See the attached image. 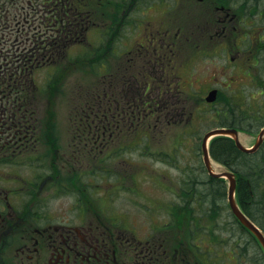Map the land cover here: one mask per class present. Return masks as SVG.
Segmentation results:
<instances>
[{"label": "rangeland", "instance_id": "1", "mask_svg": "<svg viewBox=\"0 0 264 264\" xmlns=\"http://www.w3.org/2000/svg\"><path fill=\"white\" fill-rule=\"evenodd\" d=\"M236 1L240 3L241 12L245 1ZM253 3L264 9V0H248L249 9ZM120 5L124 7L122 1ZM163 8L166 6L163 5ZM113 9L114 5L111 4V10ZM198 13L202 17L197 16L199 20L206 19L203 11L198 9ZM188 15L187 12L184 13V17ZM199 24L203 25L204 22ZM12 26L19 28L22 23ZM2 33L0 31L1 37ZM111 33L105 34L100 42L98 36L94 39L95 35L89 34L93 43L89 50V68L85 66L84 53L87 51L71 48L70 53L74 55L71 57L72 61L68 62L64 58L60 69H48L45 66L33 71L35 74L32 76L37 84L46 90L49 88V92H44L45 95L40 97V103L38 101V113H34L41 118L37 123L40 139L37 151H34L41 160L36 165L34 162H27L19 170L9 167L1 170L0 178L3 180H0V184H16L14 178H26L39 183L46 173L51 172L54 179L46 184L53 183L55 188H45L41 193V201L47 204L49 213L57 217V221L67 218L79 222L80 209L75 201L87 194L84 197H92L95 200L94 207L104 211L106 216L103 217L116 214L121 220L124 233L128 234L129 228H132L134 241L157 243L164 236L172 255L175 246L183 242L186 251L184 248L182 253L186 264H264L262 247L231 213L227 202L226 181V188H222L220 183L212 185L208 182L209 175L203 168L199 149L204 132L216 127L220 121L218 115L212 113L213 106L203 100L210 87L205 89L210 85L223 91L221 98L224 100L230 97L228 91L231 90H234L233 94L248 90L249 94L255 95L250 98L244 94L240 104L235 105L238 126L242 127L240 139L246 146L254 143L259 129L264 125V99H258L261 92L258 94V88L250 84L247 65L238 63L237 59L226 63L224 52L226 53L227 43L220 45L219 42L216 44L217 50L213 48V55L210 52L206 55L201 53L200 56L190 58V63L195 64L196 72L202 75V80L192 81L191 84L181 80L180 88L186 95V111L169 109L161 111L159 116L152 112L150 121L144 114L143 119L133 116V120L128 121L127 114L123 118L125 121L119 126L112 125L105 130L102 142L91 140L88 131L93 134L91 126L96 125L94 121L100 120L95 112L90 111L99 109L101 102L106 106L112 105L113 110H116L119 109L117 106L120 98H133V88L123 86L126 80L133 78L132 70L125 64L128 62V55L120 59L121 62L112 59L111 52H107V48L110 50L107 43ZM119 35L109 45L118 44L120 40L123 50L133 45V28L128 23L123 25ZM9 36L7 33L5 38ZM241 36L238 35L237 40ZM223 38L219 37L218 40L222 41ZM8 42L9 40L5 43ZM234 47L236 50L235 44ZM81 55L83 60L78 59ZM234 56H237L236 51ZM100 58L107 60L106 70L103 72L105 75H99L94 70ZM109 67L110 74L106 76ZM33 77L27 82L28 91L34 90ZM261 77L264 81V76ZM122 89L125 91H120ZM193 89L195 95L190 97ZM107 90L114 92L112 96L109 95L112 103H109V98H104ZM250 99L254 104L255 99L261 104V113L254 111L255 114H249ZM195 106L201 110L200 113L191 112ZM232 117L229 115L227 121ZM104 122L110 121L104 119ZM151 124H154L153 129ZM261 152L264 153V145ZM244 159L241 157L239 161L243 162ZM213 164L219 170L229 169L215 159ZM87 188L98 189L87 191ZM260 190L264 192V188ZM108 196L112 198L109 200ZM259 200L260 202L253 200L248 205L245 204V209L264 227V197H259ZM244 201L248 202L249 198L246 196ZM185 232L186 239L183 240L179 235ZM189 233H195L198 239L191 240ZM193 241L202 244L197 249L201 257L195 256L190 250L189 245Z\"/></svg>", "mask_w": 264, "mask_h": 264}, {"label": "flooded vegetation", "instance_id": "2", "mask_svg": "<svg viewBox=\"0 0 264 264\" xmlns=\"http://www.w3.org/2000/svg\"><path fill=\"white\" fill-rule=\"evenodd\" d=\"M22 1L24 11L26 0ZM244 1L240 12V3L236 0H37L35 14L39 26L52 34L70 31L72 27L67 25L70 23L81 32H99L103 28L117 34L128 23L133 28V45L120 56L128 55L125 64L132 70L133 78L126 80L123 86L133 88V98H120L119 109L115 111L119 114L169 109L185 111L186 95L180 88L181 80L188 84L202 80L190 58L201 53L212 54L213 48L217 50L216 44L226 42V58L247 64L248 55L241 48L242 41L247 38V29L239 18V14L249 11L248 0ZM198 9L205 13L206 19L199 20ZM185 12L189 14L186 17ZM219 37L224 38L219 41ZM112 59L117 57L114 55ZM0 63V69H8L6 57L0 58ZM18 68L21 70L18 88H10L8 71L0 78V172L8 167L19 170L27 162L36 165L41 160L34 152L40 139L37 123L41 118L34 114L40 109V96L35 90L27 94L20 59ZM209 87L211 85L205 90ZM193 92L190 95H195ZM113 94L109 91L104 98ZM121 121L114 124L120 125ZM94 123L96 125L91 127L102 128L101 134L112 127L111 122ZM104 139L105 136L95 138L100 142ZM250 155L256 157L257 163L251 166V159H244L246 162L242 163L247 171L264 164L260 153ZM252 171L260 174L262 169L258 167ZM52 179L54 174L48 172L42 183L14 178L16 184H0V264H186L183 242L175 246L172 255L164 236L157 243L134 241L133 229L124 233L116 214L103 217L106 216L104 211L96 209L95 200L84 197L87 194L75 201L80 209L79 222L67 218L57 221V217L49 213L47 204L41 201L45 188H55L53 183L46 184ZM246 182L250 185L248 179ZM89 189L96 191L98 188H87V191ZM179 237L184 240L183 234Z\"/></svg>", "mask_w": 264, "mask_h": 264}, {"label": "water", "instance_id": "3", "mask_svg": "<svg viewBox=\"0 0 264 264\" xmlns=\"http://www.w3.org/2000/svg\"><path fill=\"white\" fill-rule=\"evenodd\" d=\"M215 91H211L210 94L208 95L207 99L209 101H212L215 99ZM215 135H228L231 136L235 142L236 145L239 149H241L242 151H247V152H251L253 150H255L256 148H258V146L261 144V142L263 141L264 138V127L260 130L259 134H258V138L256 141V144L253 148L249 149L247 147H245L241 141L239 140V135H238V131L235 128H226V127H217L214 129H211L209 131H207L203 137V141H202V150H203V155H204V160H205V164L207 166V168L209 169V171L213 174L212 172V167H211V162H210V154H209V148H208V141L211 137L215 136ZM220 175H226L229 180H230V186H229V202H230V206L232 208V211L234 212V214L238 217V219L248 228H250L259 238V240L261 241V243L264 246V234L260 231V229L241 211V209L239 208V206L237 205L236 201H235V197H234V191H235V187H236V179L234 177V174L231 172H223Z\"/></svg>", "mask_w": 264, "mask_h": 264}, {"label": "trees", "instance_id": "4", "mask_svg": "<svg viewBox=\"0 0 264 264\" xmlns=\"http://www.w3.org/2000/svg\"><path fill=\"white\" fill-rule=\"evenodd\" d=\"M6 4H7V1H0V10L4 11L5 10V7H6ZM38 36L37 32H34V34H32V37L30 38V42H32L31 44H29L27 46L28 48V52L27 54L25 55V57L28 59V58H31L32 57V54L34 56V52L37 48L36 46V43H37V40H36V37ZM50 42L47 40V43ZM32 52V53H31ZM26 66L28 67V64L26 63ZM27 72V71H26ZM229 104L227 102L224 103V111L225 113H234V111H230L229 109ZM227 114H223V120H222V123H230L231 122H235V118H233V120H229L227 122ZM234 117V116H233ZM236 123V122H235ZM211 153L214 157H216L218 160L220 161H223L224 163H228L229 161H233L235 158H234V155H242L240 153V151L235 147L233 141L228 138V137H225V136H218L216 138H214L212 140V143H211ZM251 157V156H250ZM253 157V162L251 160V166L252 164L254 165L255 163H257V159H255L254 156ZM234 167V166H233ZM235 168V171H237L239 173V181H240V194L242 195V191H243V188H246V184H245V181L243 180L242 178V175L248 173L251 178H252V183H253V187L255 188V191H256V188H260V179H262L261 176H259L258 173L256 172H251L250 170L247 171L245 170V167H244V164L242 162H239L238 163V166L234 167Z\"/></svg>", "mask_w": 264, "mask_h": 264}]
</instances>
